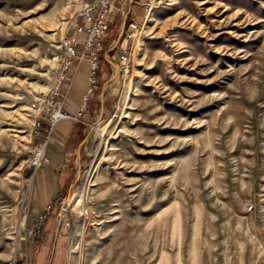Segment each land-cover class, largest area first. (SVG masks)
Instances as JSON below:
<instances>
[{"label": "rangeland", "instance_id": "1", "mask_svg": "<svg viewBox=\"0 0 264 264\" xmlns=\"http://www.w3.org/2000/svg\"><path fill=\"white\" fill-rule=\"evenodd\" d=\"M73 13L0 0V264H264V0H154L135 39L117 17L84 124L32 179Z\"/></svg>", "mask_w": 264, "mask_h": 264}, {"label": "built area", "instance_id": "2", "mask_svg": "<svg viewBox=\"0 0 264 264\" xmlns=\"http://www.w3.org/2000/svg\"><path fill=\"white\" fill-rule=\"evenodd\" d=\"M133 1L70 0L71 7L74 10V19L71 28L72 33L67 35L63 41L66 58L62 71L47 94L37 98L32 105L35 117L34 134L39 141L28 165L32 173V179H34L39 169L50 163L47 150L56 127L66 121L84 124L83 119L89 110L91 101L101 87V59L104 54L107 55L105 53L106 44L116 18L120 17L124 20L123 33L128 39H135L148 21L154 8V0H150L146 4V12L142 23L129 18L130 11L127 7L129 5L131 7ZM115 44V46L119 45L117 42ZM123 54L125 55V53ZM124 55L122 59L126 61L127 58ZM84 62L89 63L88 86L82 94L76 112L72 113L66 107L68 92L71 90L80 66ZM76 207L84 211L83 200L77 203Z\"/></svg>", "mask_w": 264, "mask_h": 264}, {"label": "crops", "instance_id": "3", "mask_svg": "<svg viewBox=\"0 0 264 264\" xmlns=\"http://www.w3.org/2000/svg\"><path fill=\"white\" fill-rule=\"evenodd\" d=\"M132 6L130 8V14H132ZM133 18V17H130ZM134 19V18H133ZM88 74H89V63L84 62L81 64L79 72L76 76V79L72 85L71 90L68 92V95L70 94L69 101L67 103V108L72 113L75 112L81 102L82 94L85 92L87 86H88ZM66 128L65 125H62V130L58 131V135L61 133L63 134V130ZM72 129V128H71ZM76 132V131H75ZM53 163V160L52 162Z\"/></svg>", "mask_w": 264, "mask_h": 264}, {"label": "trees", "instance_id": "4", "mask_svg": "<svg viewBox=\"0 0 264 264\" xmlns=\"http://www.w3.org/2000/svg\"><path fill=\"white\" fill-rule=\"evenodd\" d=\"M102 61H103V57H102V59H101V62H102ZM96 96H97V95H95V97H96ZM78 126H81V125H80V124H78ZM30 172H31V171H30ZM30 175H31V174L29 173V174L27 175V178H29V177H30ZM17 263H18V264H20V263H19V261H17Z\"/></svg>", "mask_w": 264, "mask_h": 264}, {"label": "water", "instance_id": "5", "mask_svg": "<svg viewBox=\"0 0 264 264\" xmlns=\"http://www.w3.org/2000/svg\"><path fill=\"white\" fill-rule=\"evenodd\" d=\"M90 140H91L92 142H94L95 137H94V136H90Z\"/></svg>", "mask_w": 264, "mask_h": 264}]
</instances>
